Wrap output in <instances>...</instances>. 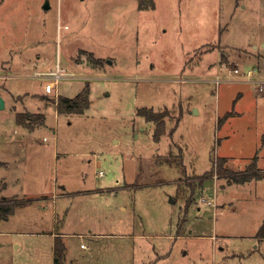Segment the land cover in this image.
Returning <instances> with one entry per match:
<instances>
[{
    "label": "rangeland",
    "instance_id": "rangeland-1",
    "mask_svg": "<svg viewBox=\"0 0 264 264\" xmlns=\"http://www.w3.org/2000/svg\"><path fill=\"white\" fill-rule=\"evenodd\" d=\"M153 2L0 0V96L7 98L8 82L22 94L12 95L10 111H41L37 98L28 100L32 93L51 103L85 84L90 99L82 113L47 109L42 127L24 119L38 127L31 132L11 126L12 113L0 109V160L11 163L0 166V198L20 202L0 219V264H53V201L63 186L118 190L110 199L117 224H108L116 236L99 255L105 263L264 264V239L255 236L264 179L214 180L217 165L264 170V90L257 81L264 75V0ZM225 51L229 60L220 57ZM12 59L22 69H10ZM222 64L230 66L214 72ZM56 65L70 74L44 95L45 80L34 75ZM228 72L231 79L213 80ZM141 107L164 111L167 131L159 140ZM204 174L214 176L193 193L200 209H185L189 182L200 188ZM179 213L185 233L178 235Z\"/></svg>",
    "mask_w": 264,
    "mask_h": 264
},
{
    "label": "crops",
    "instance_id": "crops-1",
    "mask_svg": "<svg viewBox=\"0 0 264 264\" xmlns=\"http://www.w3.org/2000/svg\"><path fill=\"white\" fill-rule=\"evenodd\" d=\"M221 46H224V50L227 49L226 45L223 44ZM255 48V45H254ZM22 54V52L20 53ZM221 56H225L227 60H229L228 57V52L225 51L221 53ZM25 59V55L23 56ZM222 59V57H221ZM3 62V61H2ZM19 64V62H18ZM6 65H9L10 69H18L22 67H17V61L12 59V63H7ZM230 64H222L221 68L215 69V71H219L223 67H228ZM25 68V67H24ZM253 68L256 69V67L253 66ZM252 68V69H253ZM9 70V69H8ZM257 71V70H256ZM220 72V71H219ZM217 76V75H216ZM264 76V75H263ZM6 83L8 81H5ZM6 92L7 98L4 97V107L3 108H8V111L12 113L13 119L10 123L11 126L15 125L18 128L23 129L24 131L31 132L34 131V129H37L38 127L44 126L45 123V114L47 109L51 108L56 111L57 114H60L56 110V102L53 99L50 101L51 103H47L45 98H39L36 97L35 95H42L40 93H32V96L29 97L28 100L37 98V102L35 104L39 103V107L41 108V111H32L30 109L29 113L30 114H37L41 115L40 120H37L36 124L39 126L36 128H30L26 126V123H20L17 121L16 118V113L18 112L17 110H13L12 112L10 111V107H12V102L10 101V98H12V95H19V97L22 96L21 93H16L11 90V86H9V82L6 84V88L4 90ZM44 95L48 94L43 90L42 92ZM25 95L30 94V93H24ZM43 96V95H42ZM68 97V96H67ZM49 101V100H48ZM1 108V109H3ZM20 112H26L24 108L22 110H19ZM36 117V115L34 116ZM41 122V123H40ZM35 124V123H34ZM167 131V130H166ZM165 134V133H164ZM27 140H19L18 143L25 144L27 145ZM19 163V162H18ZM11 163L6 162L5 160H0V166L1 165H9ZM98 164L100 162L98 161ZM216 179V183L218 179L223 176V175H217L214 174ZM214 175H211L209 177H213ZM226 177V176H223ZM218 178V179H217ZM258 178H252L251 180L245 181L243 183H254L255 180ZM264 178H259L258 180H261ZM204 181V180H203ZM234 180H229L227 179V182H230ZM241 183V184H243ZM205 185V184H204ZM202 184L200 188L197 189H205V186ZM223 186V184H221ZM107 188H103L102 190L96 189V190H90L87 192H78L81 190H70L66 186L62 187V193L60 195H54L55 200L53 201L54 205V225L52 227L51 233H49V237L51 238L50 240V245H51V250H52V255H53V241L56 236H60L65 244V264H108L105 263L106 261H102L100 258H102L100 255V250L104 248L105 243L111 238L116 236L115 232L109 231V226L108 224L116 223V218L111 215V209L114 208L112 207V203L110 201L111 197L113 194L116 195L117 191H107ZM194 190V192H195ZM77 192V193H75ZM194 195V194H193ZM5 197V196H4ZM16 197V196H15ZM193 199H195V196H193ZM190 202L195 203L197 205V209H200V206L198 205L197 201L193 200ZM207 200V201H215L214 197L211 198H204L203 196L200 198V201ZM174 202V200H173ZM184 208L186 209L187 205L184 203ZM189 205V204H188ZM223 205L225 208L230 207L229 202H224ZM213 206H216L215 203H213ZM46 207V206H45ZM119 207L121 210L124 212L128 210V206H126L124 203L119 204ZM18 208V207H17ZM16 208V209H17ZM15 212V211H14ZM184 219H180V213L176 221V226H177V233H185V227L183 226ZM132 220H127L124 222H127L129 225L131 224ZM123 222V223H124ZM122 224V223H121ZM103 227V228H102ZM189 232H191L189 230ZM47 234V232H40ZM48 235V234H47ZM139 237L144 234H138ZM120 236V235H119ZM132 236L131 234L126 235V237ZM134 236V234H133ZM132 236V237H133ZM137 236V235H135ZM83 239H87V244L83 243ZM103 240V241H102ZM103 242V245L100 246L98 245L99 242ZM78 243V245H77ZM96 254L98 256H96ZM112 264H115L114 261H112ZM146 264V262H145Z\"/></svg>",
    "mask_w": 264,
    "mask_h": 264
},
{
    "label": "trees",
    "instance_id": "trees-1",
    "mask_svg": "<svg viewBox=\"0 0 264 264\" xmlns=\"http://www.w3.org/2000/svg\"><path fill=\"white\" fill-rule=\"evenodd\" d=\"M148 6L140 5L139 8L150 7L154 8L153 0H149ZM56 102V110L58 113H82L85 109H87L90 105L89 99V85L85 84L80 92L72 97H67L64 95H57L55 97ZM138 114L144 116L146 120L155 122L154 128V137L156 140H159L160 137L166 132V125L163 119L164 111L158 112L153 111L152 108L149 107H141L137 110ZM36 115V117H34ZM227 113L221 118L218 119V123L227 118ZM32 118L33 121L39 122L41 115L37 114H29V113H16L17 121L22 123V121L26 118ZM41 123V122H40ZM175 129H172V133ZM218 162V160H217ZM219 166L217 165L216 173L218 175H223L229 178V180H234L238 183H243L245 181L251 180L252 178H264V170H258L254 163L248 166V168L239 173L231 172L228 168L220 167V171H218ZM211 174H204L199 176V185L203 183L205 177ZM195 182H189L191 194L186 200V205L190 204L192 201L193 193L195 190ZM20 202H16L12 198L2 197L0 198V219L7 218L8 215L13 213L15 207L19 206ZM258 240L264 239V218L256 231L255 234ZM65 244L60 236H56L53 241V264H65Z\"/></svg>",
    "mask_w": 264,
    "mask_h": 264
},
{
    "label": "built area",
    "instance_id": "built-area-1",
    "mask_svg": "<svg viewBox=\"0 0 264 264\" xmlns=\"http://www.w3.org/2000/svg\"><path fill=\"white\" fill-rule=\"evenodd\" d=\"M256 71L255 68L253 69H249L247 71V76L250 80H246L245 76L241 77V80H246V81H252V77L250 76V74H252V72ZM232 72L233 73H238L239 70L238 68H233L232 69ZM70 73L67 72V69L66 68H63V67H59L58 65H56V69L55 70H51L49 72H37L34 77L36 78H40V79H44L45 80V83L42 84V88L45 92L47 93H50L52 92V89L53 87L55 86V84L57 83L58 79L61 78V77H64L66 75H68ZM231 79L230 75H229V72L227 74V76L225 77H222L220 75H217L213 80L216 82V83H219L220 81L222 80H229ZM259 82V87H262L263 90H264V76L263 78L257 80ZM254 83L255 80H254ZM100 174H103L102 171H100Z\"/></svg>",
    "mask_w": 264,
    "mask_h": 264
},
{
    "label": "water",
    "instance_id": "water-1",
    "mask_svg": "<svg viewBox=\"0 0 264 264\" xmlns=\"http://www.w3.org/2000/svg\"><path fill=\"white\" fill-rule=\"evenodd\" d=\"M3 107H4V99L0 96V109Z\"/></svg>",
    "mask_w": 264,
    "mask_h": 264
}]
</instances>
